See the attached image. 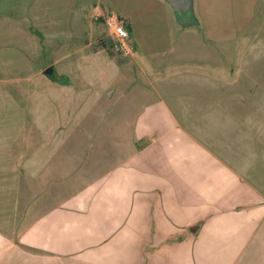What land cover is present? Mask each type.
I'll return each instance as SVG.
<instances>
[{
	"label": "crops",
	"instance_id": "crops-1",
	"mask_svg": "<svg viewBox=\"0 0 264 264\" xmlns=\"http://www.w3.org/2000/svg\"><path fill=\"white\" fill-rule=\"evenodd\" d=\"M261 91L264 0H0V264H264Z\"/></svg>",
	"mask_w": 264,
	"mask_h": 264
},
{
	"label": "built area",
	"instance_id": "built-area-1",
	"mask_svg": "<svg viewBox=\"0 0 264 264\" xmlns=\"http://www.w3.org/2000/svg\"><path fill=\"white\" fill-rule=\"evenodd\" d=\"M99 19L103 20L108 37L116 45L118 54L124 58L132 57L135 54V47L124 19L112 12L96 17V20Z\"/></svg>",
	"mask_w": 264,
	"mask_h": 264
},
{
	"label": "rangeland",
	"instance_id": "rangeland-1",
	"mask_svg": "<svg viewBox=\"0 0 264 264\" xmlns=\"http://www.w3.org/2000/svg\"><path fill=\"white\" fill-rule=\"evenodd\" d=\"M5 91L7 92V94H10V96H12L13 99H15L16 102H9V103H5L4 105L8 106V109L5 110V112L9 113V117L11 116L12 119H7L8 123H11V121H13V117L17 118V113L18 111H16V114H14L13 112H15L16 108H15V103H18L19 105H24L26 104V102H17V100L23 101V97L22 93L24 91V95L26 93V91H30L31 87H23L21 86L20 82L18 81H10L8 86H5ZM261 93H264V91H261ZM1 118V117H0ZM7 120H5V122H7ZM16 121V120H14ZM4 122V120H3ZM31 122V121H30ZM8 128H14V126H10Z\"/></svg>",
	"mask_w": 264,
	"mask_h": 264
},
{
	"label": "water",
	"instance_id": "water-1",
	"mask_svg": "<svg viewBox=\"0 0 264 264\" xmlns=\"http://www.w3.org/2000/svg\"><path fill=\"white\" fill-rule=\"evenodd\" d=\"M176 12L183 17L184 19H188L191 12V0H169ZM53 72V68H48L45 73L51 75Z\"/></svg>",
	"mask_w": 264,
	"mask_h": 264
},
{
	"label": "trees",
	"instance_id": "trees-1",
	"mask_svg": "<svg viewBox=\"0 0 264 264\" xmlns=\"http://www.w3.org/2000/svg\"><path fill=\"white\" fill-rule=\"evenodd\" d=\"M103 43V42H102Z\"/></svg>",
	"mask_w": 264,
	"mask_h": 264
}]
</instances>
